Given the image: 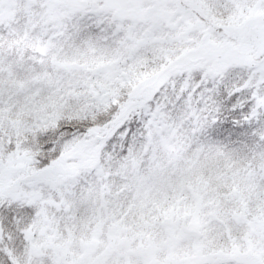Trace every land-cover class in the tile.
I'll return each instance as SVG.
<instances>
[{
  "label": "snow or ice",
  "instance_id": "6c2138e0",
  "mask_svg": "<svg viewBox=\"0 0 264 264\" xmlns=\"http://www.w3.org/2000/svg\"><path fill=\"white\" fill-rule=\"evenodd\" d=\"M0 264H264V0H0Z\"/></svg>",
  "mask_w": 264,
  "mask_h": 264
}]
</instances>
